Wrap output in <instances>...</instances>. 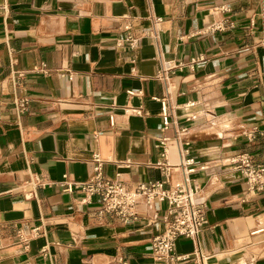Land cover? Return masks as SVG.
<instances>
[{"label":"crops","instance_id":"obj_1","mask_svg":"<svg viewBox=\"0 0 264 264\" xmlns=\"http://www.w3.org/2000/svg\"><path fill=\"white\" fill-rule=\"evenodd\" d=\"M153 27L155 41L143 36ZM127 36L134 49L116 45ZM163 61L184 66L163 80ZM253 126L264 128V0H0V264H161L151 242L165 203H140L125 223L64 189L92 175L93 154L128 187L163 180L155 145L169 138L177 164L181 127L207 162L190 175L206 205L202 264H264V189L228 164L239 152L264 162V138L244 136ZM181 179L174 169L166 185ZM194 250L179 238L191 258L178 264H195Z\"/></svg>","mask_w":264,"mask_h":264},{"label":"built area","instance_id":"obj_2","mask_svg":"<svg viewBox=\"0 0 264 264\" xmlns=\"http://www.w3.org/2000/svg\"><path fill=\"white\" fill-rule=\"evenodd\" d=\"M161 18L155 19V24L159 23ZM220 26H217L219 28ZM129 26L125 25L124 30ZM158 30L156 27L147 29L143 33L144 37L151 40L157 39ZM138 39L127 36L125 39L116 41V45H127L134 49L137 46ZM202 58H192L189 67H192ZM44 66V65H43ZM182 62L173 63L163 61L161 68L157 72L159 79L167 80L169 72L174 68H182ZM36 69V68H35ZM196 102L190 101L183 104L184 107H191ZM20 112L26 110V100L18 103ZM125 113L139 114L137 108H127ZM163 129L169 125V110L162 102L161 107ZM200 113L188 116V119L195 120ZM187 133V128L181 127L177 130L175 139L182 145L179 149V161L177 164H170L167 161V143L169 138L162 137L158 139L156 148L160 149L161 160L156 166L161 170L164 179L160 181L139 182L133 187L126 186L116 177H108L103 171L104 160L98 155L91 157L93 173L86 180L80 182L67 183L64 190H79L83 192V202H88L92 197H96L100 204V212L112 214L123 222H129L135 218V207L142 203L151 207L155 203H165V213L162 217L163 230L153 237L151 242V252L155 260L161 264H178L190 260L191 254H178L175 251V244L179 238L189 239L193 242L195 250L192 254L195 264H202L204 255L200 249L199 234L207 224L206 205L203 196L200 194L198 184L193 183L190 175L197 169H207V162H199L190 155L189 141L182 138ZM248 141H253L256 136L264 138V128L253 126L244 134ZM130 162H124L123 166H129ZM228 164L238 171L248 186L249 190L264 189V162L256 161L255 157L248 152H239L228 159ZM182 168V179L166 185L172 170ZM39 180L34 177L29 180V185L35 187ZM39 227L31 230L33 235H37ZM22 238V236H20ZM23 239V238H22ZM25 240V239H23ZM110 264H127L123 257H116Z\"/></svg>","mask_w":264,"mask_h":264},{"label":"bare ground","instance_id":"obj_3","mask_svg":"<svg viewBox=\"0 0 264 264\" xmlns=\"http://www.w3.org/2000/svg\"><path fill=\"white\" fill-rule=\"evenodd\" d=\"M257 232H259V231L258 230L257 231L256 230L254 231V233H257Z\"/></svg>","mask_w":264,"mask_h":264}]
</instances>
